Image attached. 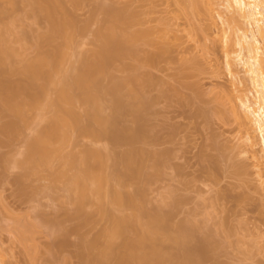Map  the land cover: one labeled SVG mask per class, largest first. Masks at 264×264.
Returning a JSON list of instances; mask_svg holds the SVG:
<instances>
[{"label":"rangeland","instance_id":"rangeland-1","mask_svg":"<svg viewBox=\"0 0 264 264\" xmlns=\"http://www.w3.org/2000/svg\"><path fill=\"white\" fill-rule=\"evenodd\" d=\"M0 1H2L0 8L5 6L4 9H0L2 12L7 9L8 3L6 0V2ZM24 1L13 0V4L18 6L14 4L17 7L13 5L12 8L9 5L7 9L11 12L15 11V14L9 12L11 19H16V22L12 20L11 27L15 37L12 34V37L10 36L15 41V43L11 41L10 45L18 54L14 60L17 63L15 65H19L23 56L30 60L37 56L29 37L32 39L34 34L45 31L47 25L44 20H35L31 17L30 10L25 11L27 7H23L22 2L26 4ZM59 2L64 4V9L62 6L61 9L68 12L71 24L74 22L68 28L72 41L71 38L68 40L70 45H67L66 53L70 55L66 54L67 57L62 62L64 64H61V68L66 66L65 62L69 64L71 61L70 64H76L77 61L74 60L77 53L90 52L95 49L96 44L99 46V40L95 38L97 32L104 28L102 26L106 25L103 11L107 5L122 7L127 21H131L122 31L128 34L144 33L142 37L135 39L136 42L129 45L131 46L129 54L121 56V59L118 57L117 62L115 59V62H110L114 65L111 64L109 70L111 75L115 76L112 78H119L118 81L128 77L130 79V76L131 78L137 76L141 81V84L135 85L136 90L141 89L137 91L139 93L135 91L138 97L136 93L127 90L130 89V84L128 88L127 85L125 86L127 89L123 88L124 91L120 90V93L127 90L131 95L123 93V97L128 96L124 100L121 94L122 109L124 108L123 111L126 112L121 113L122 117L117 121V124L122 123L118 126L123 125L125 129L128 128V133H135L137 139L134 141H137L132 142L133 147L129 143L125 145L127 143L124 142L121 143L122 145L119 144L120 146L115 144L116 147L114 145L116 141H112L111 138L107 140L108 137L101 136L102 138L97 137L99 138L97 139L81 134L77 127L75 131L72 128L69 129L71 136L68 135V142L66 139L65 146L63 143L64 147L62 146L60 150L62 157L56 158L60 155H54L48 160L50 164L47 161L44 162L47 164L41 165L42 163L36 162L34 164L32 158L26 154L28 153L26 141L34 137L37 129L47 124L45 121L50 117V111L44 107L28 108V111H25V119L28 118L25 122L28 123L19 125L20 128H17L19 131L13 134L15 136L13 139L11 135H5L6 132L3 133L0 129L2 131L0 132V264H82L80 255L82 247L79 246L81 238L93 239L97 233L99 235L101 228L109 224V219L96 213L93 205L91 212L87 207L90 215L93 209L95 211L91 217L92 222H89L90 225L85 226L84 219L83 223L82 219L81 223L78 222L79 219L73 221L72 212L76 205L71 202L69 191H65L63 187L65 183L62 172L63 174L66 172L67 175L70 169L66 166L67 162L65 163L67 154L79 157L84 147L88 146L101 149L102 152L104 150L106 153L110 151L107 153L109 165L105 167V173L110 172L112 168V175L115 173V166L118 165L115 164L118 160H115L114 154L119 158L120 153L127 150L129 152L131 148L147 151L146 156H142V161L146 160L145 163L141 161L144 170L142 173H145L141 179H147L146 184H141V179L138 178L140 182H136L137 186H135L136 183L132 184L135 179L131 181L133 177L131 176L127 177L131 179L125 178V184L115 186L112 177L111 187L108 189L120 186L122 190L125 187L124 193L133 194H136L137 188L141 189L142 191L138 190L144 200H140L141 203L144 202L141 206L144 208L141 210L145 211L147 207L149 212L161 206L163 208L161 213L164 214L166 211L169 213L166 212V215H170V223H173L170 225L173 228L178 222L181 225L184 220H189L190 224L196 221V224L195 222L193 224L199 229L196 232L195 228L193 232L195 235L193 234L192 238L195 237L194 240L197 239L198 242L190 241L188 246L191 243L190 248L196 253H201L199 247L203 245L202 239H209L212 247L208 249H213L207 252V255L205 253L206 257H203L200 264H220L219 262L264 264V153L261 136L253 125L248 128L240 120L234 119L229 111L232 109L230 107H234L233 109L243 114L244 109L240 105V100L244 96L250 102L256 101L255 87L244 73L239 59V56L245 58L246 52L239 55L236 42L243 33L254 30L252 24L249 25V22L229 8L225 0H60ZM23 8H25V16L21 13L24 12ZM18 17H22L23 20ZM1 21L12 22L9 16L0 19V24ZM20 32L26 35L22 33L24 36H21ZM17 35L27 43L20 41L21 37ZM70 41L73 43L71 44ZM20 42H23L24 46ZM18 46L22 50H18ZM78 59L79 57L76 60ZM55 77L57 78V75ZM116 79L112 81H117ZM105 82L106 85H111L110 79ZM105 82L103 80L102 83L105 85ZM50 92L53 91H49V96L54 95ZM103 96L107 97H102L105 102H102V106L105 113H109V108L111 110L109 95ZM125 101L131 103L134 111L139 113L138 117H135L134 111V113L130 112L132 108L128 107L129 104ZM76 105L74 109L83 119L84 115L81 114L84 108L79 103ZM136 107L141 112L135 109ZM7 119L9 117L0 116L1 128ZM82 121L85 124V119ZM245 131L252 136L251 142L244 139ZM6 136L11 139H5ZM150 154L151 156L155 154L156 157H151ZM112 162L115 165L114 169ZM104 197L105 195L102 198ZM105 198L108 199L103 200L102 206L106 211L109 209V212L117 214L123 211L128 213L129 210L130 213L128 208L120 211L110 201L112 198L110 200L109 197ZM159 207L157 210H160ZM143 215L141 217L144 220L146 217L144 215L143 218ZM89 217L88 215L87 219ZM142 219L140 221L144 223ZM73 225L79 226V229L75 227V231ZM72 228L74 229L71 230ZM215 244L220 246L215 248L217 247ZM168 246L167 248L175 247V245ZM176 249L177 247L170 250L171 253L177 252Z\"/></svg>","mask_w":264,"mask_h":264},{"label":"bare ground","instance_id":"bare-ground-1","mask_svg":"<svg viewBox=\"0 0 264 264\" xmlns=\"http://www.w3.org/2000/svg\"><path fill=\"white\" fill-rule=\"evenodd\" d=\"M6 1L5 2L8 3V7L6 8L9 9V5H11L13 8V5L15 4H13V0ZM25 1L24 2L27 5H24L23 2L22 4L23 7L26 6L27 9H25V7L23 8V11L24 9L25 11L30 10L29 15L31 17H33L35 20H44L47 25H45L46 27L44 26L45 31L43 30L40 33L38 32L34 34L33 37L32 34H30L32 39L29 37L30 35L28 36L29 39L32 40L31 46L35 50L37 56L35 58L33 57L34 59L30 60L26 59V56L21 55L24 58H20L22 59L20 61L18 59L20 63L19 65H15L17 63L14 60H16L15 58H17L16 55L18 56V54L14 51L10 43L11 41L15 43V41L12 40L13 38H11L12 35L15 34L12 31L11 27L13 26V21L15 20L16 22V19H11V16L9 14V12L14 13L15 11L11 12V10L8 11L6 9L1 12L3 6L2 8H0V17L3 15L0 19H3V17L5 16H9L10 20H13L12 22L8 21L9 23H5V21H3L4 24L1 21L2 24H0V116L4 115L6 116V118L9 117V119H7L8 121H5L3 128H1L2 125H0V129L3 130V133H7H4L5 135H11L13 139L15 137L13 136V134H16L17 131H19V125L25 124L27 122H25V120L28 119H25V111H28V108L37 109L40 107H44L46 110L50 111V117L48 118V120L45 121L47 124L45 123L46 125H43L44 127L40 129H35L36 132L34 131V137H31L29 141H26L28 150V153L26 154H28V156L32 158L33 163H42L41 165L47 164L44 162H47L48 160L52 159L50 157L54 155H60L56 158L62 157V152H60V150L62 149L63 143L68 138V135H70L69 129L72 130L73 128L74 130L76 127V129L81 131L80 133H83V135L86 134L87 136L96 138L105 136L108 137L106 138L107 140L111 138L112 141H116L114 142V145H122L124 142V144L127 143L125 145H128L129 143L131 144V147H133L132 142L137 139L136 134L133 133L135 134L133 135L131 132L128 133V128L125 129V126L123 125L118 126L122 123L118 122L119 124H117V121H119L118 119L122 117L121 113H123L124 111L126 112V110L123 111L124 108L122 109L123 101L121 99V94L123 97L128 92L127 90H129V92L131 93H136L138 90L141 91V89H135V85H137L138 83L141 84V81L137 76L133 78H131L130 76V79H128V77L127 79L123 78L124 80L121 79L118 81L119 78H112L115 76H112V73L109 70L111 69V64L114 65V63L110 64V62H117V60L121 59V56L129 54L131 49V46L129 47V45H132L133 42H136L138 37H142L144 33L136 32L135 34H128V32L122 31L125 30V28L129 24L128 22L131 21H127V17L122 7L120 8L117 6L114 7L112 5H107L104 7L103 11L105 13L104 16H106L104 20L106 25L102 26L104 28H102L101 31L99 30L97 32V38H95L99 40V46H97L96 44L97 47L95 46V49H92V51L90 50V52H83L82 54L77 53V56L74 60L77 61V63L75 62L76 64H70V61V63H67V65L65 62L66 66H62L61 68V64L63 61H65V57L70 55V53H66V50H68L67 45L69 44L68 40L71 38L72 41V37H70L69 35L70 31H68V28L74 22L71 24L68 12L66 13V11H62V9H64V4L62 2H59L60 0ZM225 1L228 4L229 8H232L233 11L238 13L243 20L249 22L248 24H252V26L254 27L253 31L249 30V33H243L236 42L239 47V55L243 52H246V57L243 58L242 56H239V59L243 66L244 73L247 75L249 81L255 87L256 101L250 102L246 96L242 97L240 100V105L244 109L243 114H240L238 110L236 111V109H233L234 107H230L232 108L231 110L229 109V111L231 112L230 115L232 114L231 116L234 119L240 120L242 124H244L248 128L250 125L254 126L255 130L258 131L261 136V142L263 145L264 153V0ZM61 6L63 7L62 9ZM19 9L22 11L21 8ZM25 11L21 13L24 15L26 13ZM6 13L9 15H7ZM21 15L19 14V16ZM26 16L28 17V15ZM22 17L18 18H21L23 20L24 17ZM13 18H15L14 15ZM18 18L17 23H19ZM69 30H71V28ZM16 31L18 32V30ZM23 32H20L21 36H24L22 35ZM18 36L19 35H17V37ZM21 36H19V38ZM20 39V41L24 42L22 37ZM98 40H96V42ZM71 41L70 43L72 44L73 42ZM23 42L20 43H22L23 45L26 41L24 43ZM18 47L19 48L17 49L19 50L20 46ZM24 49L26 50V48ZM66 54L68 55L66 56ZM77 57H79L78 60H76ZM118 57L119 59H117ZM56 75L57 78L55 77ZM106 78L110 79L111 82H109V84L111 85H106L105 80L109 81V79ZM112 79H116L117 81H112ZM103 80L105 82V85L104 83H102ZM129 84L131 85V87L129 86ZM125 86L127 88L129 86L130 89L125 88ZM123 88L127 89L125 90L126 92H123ZM121 89H123V91L121 92H123L124 95L123 93H120ZM50 90L53 91L54 95L49 96ZM51 93L52 92H50V94ZM103 95H109L110 97H108L109 104L111 105V110L109 108L108 111L109 113H105L104 108L102 106V99L104 97H107ZM130 95L131 94H128V96ZM128 96L123 97V99H126ZM104 101H106V99H104ZM126 101L125 103L129 104L128 107L132 108L131 103H127ZM76 103H79V105L83 106L84 108V112L81 115H84L83 119H85L86 121H84L85 124H83V119H81L80 114H78L74 109ZM142 103L144 102L142 101ZM106 104L104 105L106 106ZM133 105L136 104L133 103ZM139 105L137 106L140 107ZM108 106L109 105H107V107ZM135 109L140 111V109L137 107ZM133 111L134 108H132V111L130 112ZM134 112L133 113L136 114L135 117H138L139 115L137 116V114L139 113H136V110ZM38 120L41 121L40 118H38ZM125 132L127 133L125 134ZM245 132V136H243L244 139H246L247 142H251L252 136L249 134V132ZM8 138L9 137L6 136L5 139ZM66 142H68V139ZM99 150H97L96 148H90L88 146L87 148L84 147L82 153L80 152L81 154H79V157L67 154V157L65 158V163L67 162L66 166H68L70 169L68 168L69 171L67 169V175L65 172L66 170L64 171L65 175L62 172V178H64L63 183H65V186L63 185V187L65 188V191H69V198L72 199L71 202L73 201V205H76V207H74L73 209L74 211L76 209V213H74V211H71L72 215H74L73 221L75 219L76 221L79 219L78 222H80V220L82 219L81 222L83 223L84 219V224H86L85 226H87V224L90 225L89 222H92L93 219L91 217H93V213L95 211L96 213H99V215L109 219V224H106L107 227L105 226L104 228H101V232H99V235L97 233V235L93 239L90 238L91 240H86V238L83 237V239L81 238V241H79V246L81 245L82 247L81 252L83 253L84 251L83 254H80L82 258V264H200L201 261L204 259L203 257H206L207 252L209 253V251H213V249H208L209 247H212V243L208 241L209 239H202L203 242L201 240V242L203 243L202 247L196 246L200 248L201 253H196L193 249H191V243L190 246H188L190 241H197V239H195L196 241L194 240L195 237L192 238L194 234L193 232H195V228L196 232L199 229L195 225L196 221L193 220L195 224H193L194 222L190 224V222L188 223L189 220H184V222L182 221V223L184 224L181 223L180 225V222H178V226L174 225L173 228L171 226L173 223H170L169 220L170 215H166L167 211H163L164 214L161 213V209H163L161 208V206H158L160 210H157L158 207H155V209L153 208L154 210L151 209L152 211L149 210V212H147V207L145 211L144 209H142L143 211L141 210V208H144L141 207L142 203L144 204V202L141 203L140 201H144L141 197L142 194L139 193V191H142L141 189L139 190V188H137L139 190L138 191L134 188L135 190H137L136 194H133L132 192L124 193L123 189L125 187L121 190L122 187L120 188V186H118L119 188L117 187L118 189L115 187L112 189H108V187H111L110 181L112 177H114L113 179L115 180V183L112 182V184L114 183L115 186L117 184H123L124 180H126L125 178L131 176L134 177H131V181H133L134 179L136 180H134L135 182L133 181L132 184L134 183L135 185L136 182H140L138 178L141 179L142 175L145 174L142 173L144 171L143 166L141 164L143 162L142 156H146L147 151L145 152L142 151V149L140 151L138 149L135 150L131 148L129 152H127L128 150L126 149L127 153H120L119 158L117 154H114L115 160H118L117 162H115V164H118V168L113 164V162L115 161L113 160L111 165L113 169L115 167L116 169H114L115 173L112 175V168L110 169V172L105 173V167H108L109 165V155H107V153H109L110 151L106 153L104 152V150L103 152L101 149ZM104 153L107 156H105ZM152 155L154 156H151L150 154L151 157H156L155 154ZM116 156L118 159L116 158ZM157 158L155 159L157 160ZM160 158L159 163L161 162ZM109 160H111V158H109ZM111 161H109V163ZM145 161L146 160L144 159L143 163H145ZM162 161L164 162V160ZM48 162L49 164L51 163L50 161ZM154 166L157 167V165ZM109 174H111L112 176ZM143 180L141 179V184H146L145 181L147 179L144 181ZM127 181L129 182L130 180ZM128 182L126 185L129 184ZM135 186H137V183ZM137 193L140 195H137ZM104 195L105 197H109V200L112 198V200L110 201H112V203H114L120 211H123L122 209L125 210V208H128L130 209V213L128 210V213H124L123 211L124 214L121 212V214L119 212H117V214H114L111 211L110 214L108 209V214L104 206H102L104 204L103 200L106 199L105 197L102 198ZM107 204L105 206H107L108 208ZM92 205L93 208L96 210L94 211L93 209L92 214L90 215ZM87 207H89L90 212L87 211ZM167 214L169 213L167 212ZM88 215L90 216V220L87 219ZM142 215L143 218H145L146 220L142 219ZM70 218L72 219V217ZM140 218L144 221V223L140 221ZM87 220H89L88 223ZM200 224L199 227H201ZM73 227H77L79 229V226L73 225ZM74 228H72L71 230H73ZM74 230L76 231V228ZM170 243H172L173 245H171ZM200 243L199 245H201ZM165 244H170V247L175 245V247H177V252L174 251V253L172 251L173 253H171L170 250H174L175 247L167 248L168 245L165 246ZM218 246L220 245L218 244ZM218 246L215 248H218ZM206 249L208 250L206 251ZM193 252L195 254H193ZM219 263L223 264L221 262Z\"/></svg>","mask_w":264,"mask_h":264}]
</instances>
